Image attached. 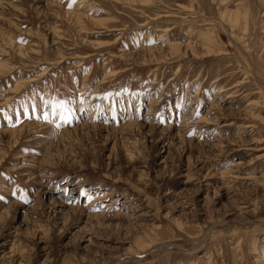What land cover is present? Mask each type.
<instances>
[{
    "label": "rangeland",
    "instance_id": "1",
    "mask_svg": "<svg viewBox=\"0 0 264 264\" xmlns=\"http://www.w3.org/2000/svg\"><path fill=\"white\" fill-rule=\"evenodd\" d=\"M0 264H264V0H0Z\"/></svg>",
    "mask_w": 264,
    "mask_h": 264
},
{
    "label": "bare ground",
    "instance_id": "2",
    "mask_svg": "<svg viewBox=\"0 0 264 264\" xmlns=\"http://www.w3.org/2000/svg\"><path fill=\"white\" fill-rule=\"evenodd\" d=\"M80 1H83V0H80ZM78 4V3H77ZM78 9V8H77ZM67 13H69V14H71L73 17H76V18H78V17H80L81 15H79V13L78 14H76V13H73V12H70V11H67ZM172 45H174V44H172ZM188 46V45H187ZM191 46V45H190ZM175 47L177 48V46L175 45ZM192 47V46H191ZM173 48V47H172ZM179 48V47H178ZM170 49V48H169ZM180 50V49H179ZM146 51V50H145ZM126 59V58H125ZM191 113H192V111H191ZM146 114H148V112L146 113ZM185 116H183V118H184V121H183V126H185V127H188V126H190L191 124H192V122L191 121H189V118H190V113L189 112H186V114H184ZM196 123L197 122H206V123H209V121H208V119H205V118H203V119H201V120H197V121H195ZM212 124V123H211ZM206 126V125H205ZM59 206H60V204H59ZM57 211H60L61 210V207H58V209H56Z\"/></svg>",
    "mask_w": 264,
    "mask_h": 264
}]
</instances>
